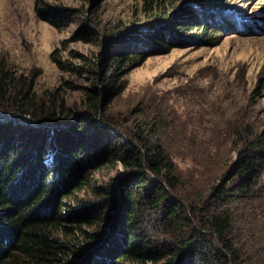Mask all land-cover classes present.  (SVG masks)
Instances as JSON below:
<instances>
[{"label": "trees", "instance_id": "obj_1", "mask_svg": "<svg viewBox=\"0 0 264 264\" xmlns=\"http://www.w3.org/2000/svg\"><path fill=\"white\" fill-rule=\"evenodd\" d=\"M33 1L40 20L55 28L65 25L58 19L76 22L72 41L99 51H70L80 63L50 54L60 72L84 79V86L63 84L81 93L78 108L65 104L61 87L37 96L34 73L15 79L0 61V264H248L260 257L264 123L238 119L232 136L196 142L189 124L166 120L162 106L148 111L141 103L131 125L109 114L121 78L147 57L213 47L225 27L242 31L215 10L227 0H139L125 18L106 14L107 0L55 7V14ZM196 150L207 162L219 158L210 181L197 180L200 189L183 183L176 163L194 164Z\"/></svg>", "mask_w": 264, "mask_h": 264}, {"label": "rangeland", "instance_id": "obj_2", "mask_svg": "<svg viewBox=\"0 0 264 264\" xmlns=\"http://www.w3.org/2000/svg\"><path fill=\"white\" fill-rule=\"evenodd\" d=\"M44 1L50 6L51 14H55L51 11L55 7L74 9L87 3L84 0ZM138 2L107 0L106 14L131 16ZM226 2L229 4L226 9L215 10H224L227 19L242 25V31L238 30L240 27L234 30L225 27L223 37L213 47L198 43L144 59L121 78L122 90L109 105L113 119L131 125L137 118L131 114L141 103L146 104L148 111L162 106L169 111L166 120L189 124L187 133L196 142L232 136L229 127L238 119L264 123V0ZM58 24L65 25L55 28L40 20L33 0H0V61L13 71L15 79L34 73L37 96L47 99L61 87L65 104L78 108L81 93L64 88L63 84L68 81L84 86V79L76 80L77 77L60 72L50 54L57 50L61 60L80 63L70 57V51L91 57L99 47L72 41L76 22L64 23L58 19ZM198 150L196 157L192 155L194 164L176 159L181 180L184 184L193 183L196 189L206 183L212 168L215 170L219 165V158L207 162ZM247 263L264 264V252Z\"/></svg>", "mask_w": 264, "mask_h": 264}]
</instances>
